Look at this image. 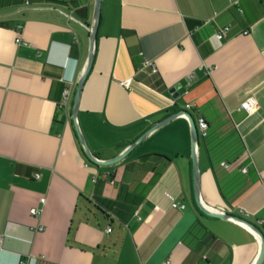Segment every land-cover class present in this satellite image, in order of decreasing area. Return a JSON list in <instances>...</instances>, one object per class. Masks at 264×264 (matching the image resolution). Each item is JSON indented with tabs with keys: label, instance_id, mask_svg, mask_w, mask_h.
<instances>
[{
	"label": "crops",
	"instance_id": "crops-1",
	"mask_svg": "<svg viewBox=\"0 0 264 264\" xmlns=\"http://www.w3.org/2000/svg\"><path fill=\"white\" fill-rule=\"evenodd\" d=\"M239 5L242 12L230 0L102 1L79 106L91 150L113 159L180 114L121 161L97 166L84 157L72 116L96 0H0V264H255L259 236L196 204L183 113L196 122L230 115L246 150L237 160L210 157L200 138L203 201L264 233V0ZM145 60L158 71H143ZM250 96L252 113L241 107Z\"/></svg>",
	"mask_w": 264,
	"mask_h": 264
},
{
	"label": "water",
	"instance_id": "water-1",
	"mask_svg": "<svg viewBox=\"0 0 264 264\" xmlns=\"http://www.w3.org/2000/svg\"><path fill=\"white\" fill-rule=\"evenodd\" d=\"M102 1L103 0H96V6H95V14H94V22L91 27V35H90V53H89V59L86 64L85 70L82 73L79 81H78V86L77 90L75 93L74 97V102H73V108H72V116H73V123L75 127V131L77 133L79 142L83 148L84 153L86 156L95 164L98 165H110L117 163L121 161L123 158H125L128 153L137 145L138 142L143 140L146 135H148L150 132L153 130L157 129L158 127L162 126L163 124L167 123L168 121L172 120L176 116L180 114L176 113L173 114L166 119L162 120L159 122L157 125H155L153 128H151L146 134H144L139 140L128 146L126 150L120 154L119 156L109 159V160H104L101 159L99 156H97L90 148L88 141L86 139V136L84 134V131L80 125L79 122V106H80V100H81V95L83 92V87L86 82L87 76L91 70V67L93 65L94 57H95V51H96V45H97V38H98V30L101 22V17H102ZM182 84L179 83L176 86H174L170 92L172 93L174 98H177L180 95L179 89L181 88ZM184 114L189 116L190 122H191V128H192V143H193V182H194V194H195V201L197 206L206 214L210 216H215V217H220V218H230L234 219L251 230H253L261 239L262 242V248H261V253L259 255V258L255 262V264H259L263 258L264 255V233L261 230L259 226H257L255 223L249 221L248 219L241 217V216H235L232 214H229L225 211H216V208L210 207L205 204L203 201V196H202V191H201V167H200V147H201V142H200V135H199V130L197 126V122L192 115V113L188 111H183Z\"/></svg>",
	"mask_w": 264,
	"mask_h": 264
},
{
	"label": "trees",
	"instance_id": "trees-1",
	"mask_svg": "<svg viewBox=\"0 0 264 264\" xmlns=\"http://www.w3.org/2000/svg\"><path fill=\"white\" fill-rule=\"evenodd\" d=\"M235 8L239 12L243 11L240 5H235ZM205 119L208 124L207 135L202 136L201 139L208 151L209 156L212 157L213 155L216 154V155L228 157L230 160L239 159V157H241L242 154L245 152L246 147L230 115L228 113H221L212 122L207 120V118ZM77 139H78V136H77ZM80 148L86 160L94 164L86 156L81 145H80ZM154 156L159 157V158L168 159L162 154H154Z\"/></svg>",
	"mask_w": 264,
	"mask_h": 264
},
{
	"label": "built area",
	"instance_id": "built-area-1",
	"mask_svg": "<svg viewBox=\"0 0 264 264\" xmlns=\"http://www.w3.org/2000/svg\"><path fill=\"white\" fill-rule=\"evenodd\" d=\"M230 3L231 5L235 6V5H239V0H230ZM230 30V27L229 26H224L222 27V29L218 32L217 34V37L220 39V40H223L227 37L228 35V32ZM243 34L247 35L249 34V30H245L243 31ZM18 42H20V38L17 39ZM142 70L144 71H147V70H150V72L152 73H156L158 71L157 69V66H155V64L149 60H145L142 64ZM195 79V75L194 74H190L188 76V83L189 85H191V82ZM122 84H124L126 87H129L131 85V80H125L122 82ZM186 94L189 93V90L187 89ZM71 96H72V91L70 88H66L64 90V93H63V98H62V101H61V107L63 108H69L70 107V104H71ZM257 98L255 96H250L248 99H246L241 107L242 109L246 110L247 112L249 113H252L255 109V107L257 106ZM195 106V104H187L186 105V108L187 109H192L193 107ZM197 126H198V130H199V135H200V138L202 136H206L207 135V128H208V124H207V121L204 117H199L198 120H197ZM225 164L226 166L228 164L226 163H223ZM247 168H243V171L244 172H247ZM40 175L37 174L36 175V178H39ZM41 203L42 204H45L46 203V198L43 197L41 198ZM173 207H180V208H185L186 205L185 204H179V203H174L173 204ZM31 214L33 216H39L40 213H41V210L38 209V208H32L30 210ZM44 228L43 227H40L39 230H43ZM108 231H111V228L108 229ZM39 262V258H36V257H27V258H22L20 260V264H37Z\"/></svg>",
	"mask_w": 264,
	"mask_h": 264
},
{
	"label": "rangeland",
	"instance_id": "rangeland-1",
	"mask_svg": "<svg viewBox=\"0 0 264 264\" xmlns=\"http://www.w3.org/2000/svg\"><path fill=\"white\" fill-rule=\"evenodd\" d=\"M202 140V139H201Z\"/></svg>",
	"mask_w": 264,
	"mask_h": 264
}]
</instances>
